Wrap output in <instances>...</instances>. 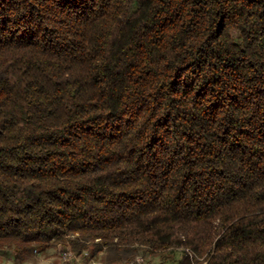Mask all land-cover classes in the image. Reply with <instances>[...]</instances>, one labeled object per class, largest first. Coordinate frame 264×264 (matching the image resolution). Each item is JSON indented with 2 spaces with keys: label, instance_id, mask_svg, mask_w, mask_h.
I'll use <instances>...</instances> for the list:
<instances>
[{
  "label": "trees",
  "instance_id": "16d2710c",
  "mask_svg": "<svg viewBox=\"0 0 264 264\" xmlns=\"http://www.w3.org/2000/svg\"><path fill=\"white\" fill-rule=\"evenodd\" d=\"M264 264V0H0V255Z\"/></svg>",
  "mask_w": 264,
  "mask_h": 264
},
{
  "label": "rangeland",
  "instance_id": "374dc122",
  "mask_svg": "<svg viewBox=\"0 0 264 264\" xmlns=\"http://www.w3.org/2000/svg\"><path fill=\"white\" fill-rule=\"evenodd\" d=\"M68 253L73 256L66 257L65 254ZM178 256L179 250L166 254L164 258L138 254L131 263L125 264H136L139 258H141L140 264H173ZM0 264H104V253L96 255L94 258L88 254L85 255L84 252L77 254L72 250L67 240H64L52 242L45 250L31 252L24 262L16 261L8 252L4 251L0 255Z\"/></svg>",
  "mask_w": 264,
  "mask_h": 264
},
{
  "label": "built area",
  "instance_id": "2783aa9c",
  "mask_svg": "<svg viewBox=\"0 0 264 264\" xmlns=\"http://www.w3.org/2000/svg\"><path fill=\"white\" fill-rule=\"evenodd\" d=\"M66 255V257H68V256H71L72 254H65ZM73 256V255H72ZM140 261H141V258H139L138 260H137V263L136 264H140Z\"/></svg>",
  "mask_w": 264,
  "mask_h": 264
},
{
  "label": "crops",
  "instance_id": "0c3cea01",
  "mask_svg": "<svg viewBox=\"0 0 264 264\" xmlns=\"http://www.w3.org/2000/svg\"><path fill=\"white\" fill-rule=\"evenodd\" d=\"M27 261V260H26ZM24 262V261H23Z\"/></svg>",
  "mask_w": 264,
  "mask_h": 264
}]
</instances>
